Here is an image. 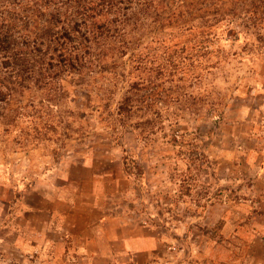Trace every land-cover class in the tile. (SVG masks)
<instances>
[{"label": "rangeland", "instance_id": "374dc122", "mask_svg": "<svg viewBox=\"0 0 264 264\" xmlns=\"http://www.w3.org/2000/svg\"><path fill=\"white\" fill-rule=\"evenodd\" d=\"M226 1L233 27L203 29L194 0L186 32L169 26L183 3L171 2L93 91L63 82L58 94H6L0 197L11 204L59 167L85 190L112 174L100 181L109 226L160 239L138 264H264V0Z\"/></svg>", "mask_w": 264, "mask_h": 264}, {"label": "trees", "instance_id": "16d2710c", "mask_svg": "<svg viewBox=\"0 0 264 264\" xmlns=\"http://www.w3.org/2000/svg\"><path fill=\"white\" fill-rule=\"evenodd\" d=\"M173 1L0 0V101L6 94L33 90L58 94L63 82L86 84L95 90L97 76L108 80L101 76L106 66L116 65L126 55L132 45L131 34L144 31ZM182 2L177 13H171L180 20L169 26L186 32L193 27L190 18L195 2ZM198 3L203 9L204 16L199 18L203 29L222 25L226 31L233 27L230 13L234 10L227 8L228 1ZM141 56L136 59L140 64ZM130 100L125 97L118 112L127 113Z\"/></svg>", "mask_w": 264, "mask_h": 264}, {"label": "crops", "instance_id": "0c3cea01", "mask_svg": "<svg viewBox=\"0 0 264 264\" xmlns=\"http://www.w3.org/2000/svg\"><path fill=\"white\" fill-rule=\"evenodd\" d=\"M53 172L55 178L45 172L11 204L0 197V264L9 249L16 264H121L125 257L123 264H138L137 255L148 261L155 256L156 236L125 232L126 222L118 230L109 226L111 208L100 181H111L112 174L85 190L84 180L73 186L67 181L64 167Z\"/></svg>", "mask_w": 264, "mask_h": 264}]
</instances>
